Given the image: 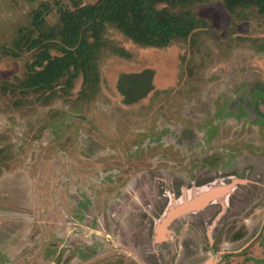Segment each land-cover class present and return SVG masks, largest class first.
<instances>
[{
	"label": "rangeland",
	"instance_id": "374dc122",
	"mask_svg": "<svg viewBox=\"0 0 264 264\" xmlns=\"http://www.w3.org/2000/svg\"><path fill=\"white\" fill-rule=\"evenodd\" d=\"M98 1L0 0V264H264V14L197 0L161 48L107 24L97 85L24 91L35 17Z\"/></svg>",
	"mask_w": 264,
	"mask_h": 264
},
{
	"label": "trees",
	"instance_id": "16d2710c",
	"mask_svg": "<svg viewBox=\"0 0 264 264\" xmlns=\"http://www.w3.org/2000/svg\"><path fill=\"white\" fill-rule=\"evenodd\" d=\"M197 0H99L61 14L59 26L48 27L39 16L34 24L37 37L23 36L18 50L37 52L20 87L26 91H52L56 84L83 75L86 84L97 85L96 55L107 24L115 25L133 42L146 47H168L176 38H187L196 28V20L173 12ZM229 11L256 8L264 14V0H224ZM56 50V55L52 51ZM16 56V54H13Z\"/></svg>",
	"mask_w": 264,
	"mask_h": 264
},
{
	"label": "bare ground",
	"instance_id": "6f19581e",
	"mask_svg": "<svg viewBox=\"0 0 264 264\" xmlns=\"http://www.w3.org/2000/svg\"><path fill=\"white\" fill-rule=\"evenodd\" d=\"M227 189H228V188H227ZM221 192H222L221 189H219V188H218V189H215V190H213V191H211V192H209V193H205V194L201 195V196L199 197L198 200H200V201L203 202L204 204H205V203H208L209 201H211V200L214 199L215 197H218L219 194H221ZM224 192H225V191H224ZM193 207H195L194 204H192V206L185 207V208H186L185 210H190V209L193 208ZM183 209H184V208H183ZM176 210H177V209H171V210L168 212L167 216L164 218V223H163V225L160 226V227H158L157 232H158V236H159V237H163V236H164V229H163V227H164V225L168 222V220L170 221V220L172 219V217L177 216L178 212H180V211H176ZM185 210H184V211H185Z\"/></svg>",
	"mask_w": 264,
	"mask_h": 264
},
{
	"label": "flooded vegetation",
	"instance_id": "af4514ba",
	"mask_svg": "<svg viewBox=\"0 0 264 264\" xmlns=\"http://www.w3.org/2000/svg\"><path fill=\"white\" fill-rule=\"evenodd\" d=\"M226 191V190H225ZM188 247L190 248L191 246L190 245H188Z\"/></svg>",
	"mask_w": 264,
	"mask_h": 264
}]
</instances>
